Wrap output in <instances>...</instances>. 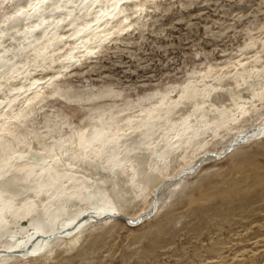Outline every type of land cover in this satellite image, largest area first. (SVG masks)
I'll return each mask as SVG.
<instances>
[{
  "label": "rangeland",
  "instance_id": "obj_1",
  "mask_svg": "<svg viewBox=\"0 0 264 264\" xmlns=\"http://www.w3.org/2000/svg\"><path fill=\"white\" fill-rule=\"evenodd\" d=\"M17 1L0 0L1 23ZM142 2L138 22L128 17L121 33L85 58L66 63L56 77L40 84L43 101L33 107L34 114L23 120L25 124H11L12 131L27 137L39 128L36 131L44 134L43 120L58 115L80 127L97 105L115 110L130 106V112H136L147 104L140 98L143 95L167 89L174 96L188 74L193 73L198 82L199 73L209 70L222 77L213 90V105L235 112L237 119L213 141L209 132L203 135L208 151L224 150L189 168L193 173L178 186L170 184L174 180L161 182L145 203L129 202L130 214L153 211L140 223L131 226L116 215L109 221L86 223L74 238L68 236L36 255L12 257L5 264H264V133L227 148L238 131L260 125L264 114V99L249 97L264 75L249 76L246 82L242 74L235 78L245 70L264 69V0ZM50 74L37 70L33 75ZM51 82L74 94L63 95L68 101L60 98L50 91ZM92 93L98 95L85 100ZM233 95L248 114L236 115ZM157 159L150 158L151 164H160ZM172 159L171 172L181 165L176 154Z\"/></svg>",
  "mask_w": 264,
  "mask_h": 264
},
{
  "label": "bare ground",
  "instance_id": "obj_2",
  "mask_svg": "<svg viewBox=\"0 0 264 264\" xmlns=\"http://www.w3.org/2000/svg\"><path fill=\"white\" fill-rule=\"evenodd\" d=\"M13 7L0 22V264L49 250L68 236L74 238L86 223L109 221L114 215L133 222L143 218L146 211L130 214L127 204L145 203L147 194L161 182L174 180L170 184L178 186L193 173L189 168L217 157L224 148L208 151L203 135L209 132L213 141L237 120L235 112L213 105V90L222 77L208 70L199 73L198 82L193 73L188 74L174 96L167 89L143 95L140 98L147 104L136 112H130V106L115 110L97 105L80 127L58 115L43 120L44 134L37 128L27 137L13 132L11 124L27 122L33 107L43 101L44 83L66 63L85 58L121 33L128 17L138 22L143 2L18 0ZM37 70L52 74L35 77ZM241 74L246 82L249 76L264 75V69L245 70L235 76L236 81ZM259 85L250 89L251 99H264V81ZM49 88L66 101L65 96L74 94L55 82ZM97 95H87L85 100ZM232 97L236 115L248 114L245 106L238 107V96ZM260 123L238 131L228 150L264 133V114ZM175 154L181 165L171 172ZM153 157L161 163L152 165ZM182 171L188 172L175 180Z\"/></svg>",
  "mask_w": 264,
  "mask_h": 264
},
{
  "label": "water",
  "instance_id": "obj_3",
  "mask_svg": "<svg viewBox=\"0 0 264 264\" xmlns=\"http://www.w3.org/2000/svg\"><path fill=\"white\" fill-rule=\"evenodd\" d=\"M242 142H239L238 144H236V145H240ZM213 158H215V157H213ZM199 164V163H198ZM152 212L153 211H151L150 213H147L146 214V217H148V216H150L151 214H152ZM120 217H124V219L129 223V224H131V225H133V223H136V224H138V223H140L141 222V220H142V218H139L138 220H136L135 222H133V221H131L130 219H128L126 216H123V215H120ZM104 218H100L99 220H103ZM135 224V225H136Z\"/></svg>",
  "mask_w": 264,
  "mask_h": 264
}]
</instances>
